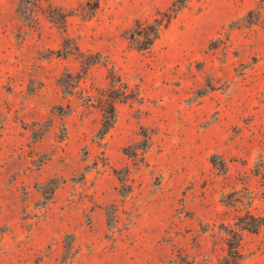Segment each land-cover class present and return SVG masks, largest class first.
<instances>
[{
	"label": "rangeland",
	"instance_id": "rangeland-1",
	"mask_svg": "<svg viewBox=\"0 0 264 264\" xmlns=\"http://www.w3.org/2000/svg\"><path fill=\"white\" fill-rule=\"evenodd\" d=\"M172 2L0 0V264H264V0Z\"/></svg>",
	"mask_w": 264,
	"mask_h": 264
},
{
	"label": "trees",
	"instance_id": "trees-1",
	"mask_svg": "<svg viewBox=\"0 0 264 264\" xmlns=\"http://www.w3.org/2000/svg\"><path fill=\"white\" fill-rule=\"evenodd\" d=\"M188 0H173L169 11L160 14L159 18H155L150 23L141 24L136 36L139 37V44L137 46L138 50H148L152 47L153 43L159 36L162 30H164L168 24L178 15L187 5ZM114 105L113 103L109 106V111L103 118L102 122V134H105L107 130L112 128L114 123ZM264 226V219L262 217H252L247 216L243 221H241L240 229L244 231H249L252 233L258 232L261 227ZM228 251L225 257L220 261L219 264H240V254L239 246L240 240L237 237L236 232H232L227 241Z\"/></svg>",
	"mask_w": 264,
	"mask_h": 264
}]
</instances>
